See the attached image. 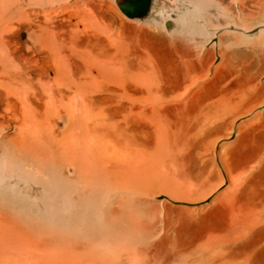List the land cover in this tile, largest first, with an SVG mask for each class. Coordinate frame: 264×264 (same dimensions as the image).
<instances>
[{
  "label": "bare ground",
  "instance_id": "obj_1",
  "mask_svg": "<svg viewBox=\"0 0 264 264\" xmlns=\"http://www.w3.org/2000/svg\"><path fill=\"white\" fill-rule=\"evenodd\" d=\"M0 0V264H264V0Z\"/></svg>",
  "mask_w": 264,
  "mask_h": 264
},
{
  "label": "water",
  "instance_id": "obj_2",
  "mask_svg": "<svg viewBox=\"0 0 264 264\" xmlns=\"http://www.w3.org/2000/svg\"><path fill=\"white\" fill-rule=\"evenodd\" d=\"M150 0H123L120 8L128 17L143 16Z\"/></svg>",
  "mask_w": 264,
  "mask_h": 264
}]
</instances>
